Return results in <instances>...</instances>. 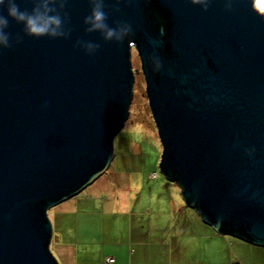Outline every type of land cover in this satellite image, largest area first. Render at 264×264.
<instances>
[{"label": "water", "instance_id": "1", "mask_svg": "<svg viewBox=\"0 0 264 264\" xmlns=\"http://www.w3.org/2000/svg\"><path fill=\"white\" fill-rule=\"evenodd\" d=\"M104 2L109 26L132 25L123 42L85 31L89 0H66L67 38L26 35L9 17L12 46L0 48V264H59L46 210L107 168L132 96V46L160 169L217 233L264 247V0H233L231 11L225 0L207 11L190 0ZM0 11L7 16L6 5ZM77 40L100 47L89 55Z\"/></svg>", "mask_w": 264, "mask_h": 264}, {"label": "rangeland", "instance_id": "2", "mask_svg": "<svg viewBox=\"0 0 264 264\" xmlns=\"http://www.w3.org/2000/svg\"><path fill=\"white\" fill-rule=\"evenodd\" d=\"M130 61L132 96L127 118L113 136L109 164L77 194L46 210L53 231L49 250L59 264V246L75 264H104L107 255L127 264H258L250 242L204 223L177 182L160 169L163 148L134 46ZM195 216L218 235L204 242L212 236L205 230L200 237Z\"/></svg>", "mask_w": 264, "mask_h": 264}, {"label": "clouds", "instance_id": "3", "mask_svg": "<svg viewBox=\"0 0 264 264\" xmlns=\"http://www.w3.org/2000/svg\"><path fill=\"white\" fill-rule=\"evenodd\" d=\"M91 5L90 14L86 15L83 23L87 25L85 31L100 32L105 41L123 42L124 39L134 34L132 25L126 21H113L114 27L107 23L108 13L105 12L104 0H89ZM194 5L201 6L202 10L207 11L210 7L211 0H190ZM233 0H225V9L232 10ZM66 0H33L31 11L22 10L16 0H0V7L6 5L7 16L0 11V48H10V33L6 31L9 26V17L17 23L23 24V31L26 35L34 37L48 36L51 38L64 37L70 35V29L66 28L67 13L61 15V10L65 7ZM115 11H119L118 8ZM163 27L160 29L163 35ZM23 37L19 34L15 37V42H21ZM155 43V42H154ZM76 44L83 48L87 54H94L99 49L100 44L86 40H77ZM154 67L153 71H160L162 62L155 53L150 55ZM245 154L252 156L255 152L254 147L244 150ZM155 173V172H153ZM155 176V175H154ZM114 259V258H113ZM105 260V259H104Z\"/></svg>", "mask_w": 264, "mask_h": 264}, {"label": "crops", "instance_id": "4", "mask_svg": "<svg viewBox=\"0 0 264 264\" xmlns=\"http://www.w3.org/2000/svg\"><path fill=\"white\" fill-rule=\"evenodd\" d=\"M194 219H195V222L197 223V225L199 226V227H201L200 229H201V235H200V237H202L203 236V234L205 233V230L212 236V237H209V238H207L204 242H209V241H211L212 239H213V237H215V236H217L218 234H215V232H213L212 230H211V228H209L208 226L206 227L204 224H203V222L200 220V218L199 217H197V216H195L194 217ZM195 223V224H196ZM205 223V222H204ZM208 225V224H207ZM200 232V231H199ZM202 240H204V238H202ZM250 245H252V250L253 251H255V254H251V256L253 257V258H255L259 263L258 264H264V248H261V249H258V248H254L253 246H256V245H253V244H250ZM259 247H262V246H259ZM57 249V254H60L61 255V257H62V259H63V264H75V263H73V262H71L70 261V259L68 258V256L65 254V251H66V249H65V247L64 246H59V247H57L56 248ZM107 256H111V255H107ZM105 259V258H104ZM104 259H103V263L105 264V262H104ZM232 263H234V262H232ZM231 263V264H232ZM240 264H249V263H245V262H239ZM112 264H127L125 261H123V260H120V261H118V260H115V258H114V261H113V263ZM253 264V263H252Z\"/></svg>", "mask_w": 264, "mask_h": 264}, {"label": "built area", "instance_id": "5", "mask_svg": "<svg viewBox=\"0 0 264 264\" xmlns=\"http://www.w3.org/2000/svg\"><path fill=\"white\" fill-rule=\"evenodd\" d=\"M154 175H155V173L152 174V176H154ZM113 261H114V259L111 256L105 258V263L106 264H111Z\"/></svg>", "mask_w": 264, "mask_h": 264}, {"label": "trees", "instance_id": "6", "mask_svg": "<svg viewBox=\"0 0 264 264\" xmlns=\"http://www.w3.org/2000/svg\"><path fill=\"white\" fill-rule=\"evenodd\" d=\"M213 229H214V228H213ZM214 230H215V229H214ZM215 231H216V230H215ZM104 262H105V260H104ZM112 263H113V262H112ZM112 263H111V264H112ZM105 264H106V263H105ZM232 264H239V263H237V262H234V263H232Z\"/></svg>", "mask_w": 264, "mask_h": 264}]
</instances>
